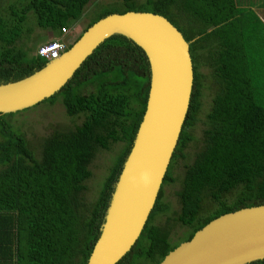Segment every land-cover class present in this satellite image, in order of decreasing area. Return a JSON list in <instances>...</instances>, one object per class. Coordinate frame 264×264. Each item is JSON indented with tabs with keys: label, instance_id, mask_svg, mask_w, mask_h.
I'll use <instances>...</instances> for the list:
<instances>
[{
	"label": "trees",
	"instance_id": "16d2710c",
	"mask_svg": "<svg viewBox=\"0 0 264 264\" xmlns=\"http://www.w3.org/2000/svg\"><path fill=\"white\" fill-rule=\"evenodd\" d=\"M93 1L0 4V83L20 79L48 61L31 53L30 46L17 44L28 13L35 15L39 28L51 29L57 37ZM234 7L235 0H121L120 6H102L83 29L112 12L158 13L190 43L194 63L188 111L154 206L135 243L115 264H156L218 215L264 204V106L255 96L245 45L234 26ZM27 32L29 36L31 31ZM204 62L212 68L217 89L203 147L184 166L176 191L180 209L175 220L189 231L175 243L170 226L153 219L167 210L162 186L174 181L171 161L192 138L185 128L193 125L200 109L199 66ZM149 81L143 50L115 33L94 49L59 91L43 100H60L67 115L83 119L73 128L46 136L39 158L24 133L14 127L15 113H0V264H86L143 117ZM88 87L92 89L85 90ZM117 142L122 148L97 197L87 204L83 192L91 176L89 165L98 149ZM204 199L213 204L207 213L202 212ZM246 264H264V258Z\"/></svg>",
	"mask_w": 264,
	"mask_h": 264
},
{
	"label": "water",
	"instance_id": "95a60500",
	"mask_svg": "<svg viewBox=\"0 0 264 264\" xmlns=\"http://www.w3.org/2000/svg\"><path fill=\"white\" fill-rule=\"evenodd\" d=\"M118 33L145 53L150 70L145 111L115 183L100 234L86 264H115L139 237L154 206L188 111L190 43L165 16L128 10L89 25L60 56L32 73L0 83V113L52 96L106 38ZM264 258V204L218 215L156 264H246Z\"/></svg>",
	"mask_w": 264,
	"mask_h": 264
},
{
	"label": "rangeland",
	"instance_id": "374dc122",
	"mask_svg": "<svg viewBox=\"0 0 264 264\" xmlns=\"http://www.w3.org/2000/svg\"><path fill=\"white\" fill-rule=\"evenodd\" d=\"M19 1L20 0H0V4L4 6L8 3H18ZM136 1L143 2L145 0ZM110 5L120 6L121 0H94L93 3H89L83 16L71 28H67V34L64 36L66 44L68 43V45H71L78 38L88 21L97 14L102 6ZM27 30L31 31L29 36ZM54 36L55 32L53 30L39 28L35 22V15L30 12L24 22V33L22 38L17 41V44L19 46H30L32 48L31 53L35 54L36 49L40 44L50 39H54ZM257 45H259L257 49L259 51L254 52L253 58L251 59L250 40V46L247 45L246 56L247 58L250 57V62H248L250 68L249 71L254 80L255 96L264 106V69L261 68L264 67V42H258ZM260 58H262V60ZM199 72L201 74L200 109L193 125L185 128L192 138L182 150L181 155H178L171 161L169 171L174 177V181L166 182L162 186V202L167 205V210L164 213L155 215L153 219V223L159 225L168 224L170 226V239L175 243L183 240L186 233L189 231L187 226H183L175 220L180 209L176 191L181 186L184 166L191 163L195 154L203 147V131L207 127V114L211 109L212 99L217 89L215 79L212 75V68L208 66L207 62L201 63V66H199ZM91 89V87H88L85 90ZM14 113L11 121L15 128L24 133L36 158H39L40 156L41 145L46 136L55 130L73 128L75 125L80 124L83 119L82 115H76L73 117L67 115L60 100L54 102L41 101L33 106ZM121 148L122 143L117 142L112 144L109 149H98L95 153L94 158L89 165L91 176L85 181L86 189L83 192L84 201L87 204L93 202L97 197L101 184ZM212 208L213 204H211L210 200L204 199L202 212L207 213ZM140 264H147V261Z\"/></svg>",
	"mask_w": 264,
	"mask_h": 264
},
{
	"label": "crops",
	"instance_id": "0c3cea01",
	"mask_svg": "<svg viewBox=\"0 0 264 264\" xmlns=\"http://www.w3.org/2000/svg\"><path fill=\"white\" fill-rule=\"evenodd\" d=\"M234 16V26L236 31L241 33V43L245 45V52L251 40L250 57L252 59L253 53L259 51L257 50L258 42H264V0H235ZM59 36L60 34L57 37ZM250 57L247 58L249 62ZM261 68L264 69V67Z\"/></svg>",
	"mask_w": 264,
	"mask_h": 264
},
{
	"label": "built area",
	"instance_id": "2783aa9c",
	"mask_svg": "<svg viewBox=\"0 0 264 264\" xmlns=\"http://www.w3.org/2000/svg\"><path fill=\"white\" fill-rule=\"evenodd\" d=\"M67 34V28H62L60 36L54 39H50L40 44L36 49V54L44 57L48 60L55 59L60 56L66 49L67 45L64 36Z\"/></svg>",
	"mask_w": 264,
	"mask_h": 264
},
{
	"label": "flooded vegetation",
	"instance_id": "af4514ba",
	"mask_svg": "<svg viewBox=\"0 0 264 264\" xmlns=\"http://www.w3.org/2000/svg\"><path fill=\"white\" fill-rule=\"evenodd\" d=\"M190 55H191V52H190ZM191 59H192V63H193V57H192V55H191ZM193 65H194V63H193ZM193 72H194V70H193ZM194 74V73H193Z\"/></svg>",
	"mask_w": 264,
	"mask_h": 264
}]
</instances>
